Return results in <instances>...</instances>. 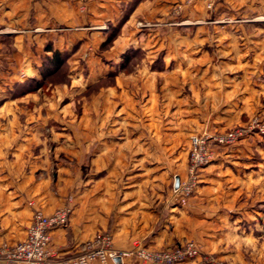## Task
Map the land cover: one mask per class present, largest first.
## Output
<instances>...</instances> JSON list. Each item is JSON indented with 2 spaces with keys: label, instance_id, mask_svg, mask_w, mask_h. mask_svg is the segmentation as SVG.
<instances>
[{
  "label": "rangeland",
  "instance_id": "374dc122",
  "mask_svg": "<svg viewBox=\"0 0 264 264\" xmlns=\"http://www.w3.org/2000/svg\"><path fill=\"white\" fill-rule=\"evenodd\" d=\"M151 1L131 20L109 26V45L64 53L58 68L41 72L43 59L39 68L17 69L12 82L10 71L0 69V124L14 125L12 136L35 127L33 139L23 138L31 144L17 162L18 182L21 173L31 174L53 192L68 191L67 203H74L72 194L96 183L92 169L105 167L92 166L100 155L92 126L102 137L117 118L113 135L121 150L113 151L126 158L113 166L131 176L162 174L148 190L170 193L171 203L218 220L192 227L190 215L180 213L176 246L192 241L216 264H264V34L257 44L240 33L237 27L252 26L228 0H180L155 15ZM129 41L137 47L117 51ZM231 133L236 141H219ZM195 138L207 141L212 160L187 194L176 187L189 179ZM128 141L130 148H122ZM152 141L159 143L151 148ZM133 246L149 249L138 240Z\"/></svg>",
  "mask_w": 264,
  "mask_h": 264
},
{
  "label": "crops",
  "instance_id": "0c3cea01",
  "mask_svg": "<svg viewBox=\"0 0 264 264\" xmlns=\"http://www.w3.org/2000/svg\"><path fill=\"white\" fill-rule=\"evenodd\" d=\"M81 1L78 3L75 0H0V69H7V73L10 71L7 76L8 82H12L14 75L18 77L17 69L24 66L39 68L45 56H52L55 51L60 53L90 51V49L93 51L95 47L107 41L110 27L116 28L120 23L131 20L146 3L145 0ZM176 1L180 0H152L150 12L154 15L163 13L166 11L165 8ZM133 2H135L134 7ZM228 2L235 12L252 26L249 30L246 25V27L241 25L237 30L254 37V42H259L261 38L257 36L264 34V0H228ZM190 13L196 15L194 12ZM255 46L260 48L258 45ZM136 47V43L129 41L117 51L122 53ZM102 100L105 101L104 97ZM116 120L118 119H112V123L107 124L106 130L109 134L102 136L104 140L101 144H99L102 138L98 134L99 127L92 126L91 133L97 137L94 145L98 143L95 146L100 154L93 159L92 166L103 164L105 167H98L99 170L96 171L92 169L91 176L95 178L97 175L95 178L97 181L87 191L81 190L74 195L71 193L74 203L68 224L51 232L49 248L58 258L70 259L78 256L82 245L104 232L112 235L113 248L118 251H132L136 240L142 241L152 250L171 249L181 243L177 232L182 219L180 213L190 215L186 222L192 227H195L196 222L197 224L203 222L204 225L201 226H205L206 223L218 221L208 214H202L204 211L200 209L171 203L170 193L163 194L162 190L153 188L148 190V186L156 184L155 180L161 178L162 174L143 172L131 176V173L120 172L113 166L126 158L124 155L123 157L114 155L113 148L119 145L116 143L119 141L113 135ZM13 126L0 124V245H14L23 241L33 213L41 211L45 215H51L67 204L70 194L68 191L53 192L46 182L35 183L31 174L21 173V184L18 182L17 162L28 152L31 144L23 138L33 139L35 127H30L27 131L17 126L19 131H27L28 134L23 132L21 136L17 134L12 136L10 133L13 132ZM37 126L38 133H42L45 123ZM18 130H14L15 133ZM129 143L131 142L123 143L122 148H127L126 146L130 148ZM158 143L152 141L149 146L153 148ZM94 145L92 144V147ZM141 145L143 151L148 148L147 143ZM104 151L107 152L102 154ZM123 153L125 150H122ZM111 165L113 168L110 167ZM124 179H126L124 184L127 185L121 183ZM174 179L177 186L179 176L174 175ZM132 183L134 185H129ZM23 187L25 189H22ZM108 264H143V262L135 257H127L122 261L118 259L110 261ZM187 264H200V262Z\"/></svg>",
  "mask_w": 264,
  "mask_h": 264
},
{
  "label": "built area",
  "instance_id": "2783aa9c",
  "mask_svg": "<svg viewBox=\"0 0 264 264\" xmlns=\"http://www.w3.org/2000/svg\"><path fill=\"white\" fill-rule=\"evenodd\" d=\"M81 2V0H75ZM237 134H229L222 138L221 143L236 141ZM194 152L190 160L189 179L179 184L176 189L190 194L197 185V173L199 169L210 163L211 156L206 150V140L192 139ZM72 201L55 210L51 215H45L41 211H35L23 241L14 245H0V264H91L100 262L108 264L110 261L123 260L135 257L143 264H187L203 259L200 264H216L210 257L202 258V253L196 243L189 241L167 250H149L142 246L133 251H118L113 248V238L109 233H99L91 241L85 244L81 253L70 259L58 258L50 251L51 232L55 228L68 224L72 214ZM207 257V259H206Z\"/></svg>",
  "mask_w": 264,
  "mask_h": 264
},
{
  "label": "trees",
  "instance_id": "16d2710c",
  "mask_svg": "<svg viewBox=\"0 0 264 264\" xmlns=\"http://www.w3.org/2000/svg\"><path fill=\"white\" fill-rule=\"evenodd\" d=\"M113 39V36H110L106 41V45H109L113 41ZM64 59H66V55L64 53H60L58 51L53 52L52 56H47L44 58V64L41 72H43V69L47 68V66L54 65L57 68L62 66L64 64Z\"/></svg>",
  "mask_w": 264,
  "mask_h": 264
},
{
  "label": "water",
  "instance_id": "95a60500",
  "mask_svg": "<svg viewBox=\"0 0 264 264\" xmlns=\"http://www.w3.org/2000/svg\"><path fill=\"white\" fill-rule=\"evenodd\" d=\"M177 186H178V184H177Z\"/></svg>",
  "mask_w": 264,
  "mask_h": 264
}]
</instances>
